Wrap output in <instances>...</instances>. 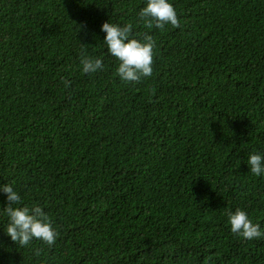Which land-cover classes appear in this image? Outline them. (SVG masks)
<instances>
[{"label": "trees", "instance_id": "1", "mask_svg": "<svg viewBox=\"0 0 264 264\" xmlns=\"http://www.w3.org/2000/svg\"><path fill=\"white\" fill-rule=\"evenodd\" d=\"M180 27L147 29V0H0V186L39 205L54 245L6 235L0 264H264V0H169ZM156 41L153 74L116 75L101 31ZM82 44L104 70H81ZM69 80L65 87L63 80ZM39 252V255H37Z\"/></svg>", "mask_w": 264, "mask_h": 264}, {"label": "clouds", "instance_id": "2", "mask_svg": "<svg viewBox=\"0 0 264 264\" xmlns=\"http://www.w3.org/2000/svg\"><path fill=\"white\" fill-rule=\"evenodd\" d=\"M138 21L147 29L163 30L166 25L173 28L180 27V20L173 4L169 0H147L146 6L138 13ZM134 25L132 23L112 24L105 22L101 31L106 33L103 41L107 45V52L118 61L116 75L124 82L140 83L143 79L153 74L154 49L156 41L152 35L145 33L143 39L134 38ZM80 54L81 70L85 74H94L104 70L103 60L99 57L88 55L82 44ZM67 88L69 80L62 81ZM250 172L255 176L264 174V153H253L247 158ZM0 191L6 194L7 206L3 211L7 216L5 233L11 240L26 247L36 239L52 246L55 244L59 232L53 227L50 216L39 205L31 208L23 204L21 195L14 190L11 184L0 186ZM228 222L231 232L247 240L264 238V230L260 224L254 223L245 210L237 208L235 212L229 211ZM39 255V252H37Z\"/></svg>", "mask_w": 264, "mask_h": 264}]
</instances>
